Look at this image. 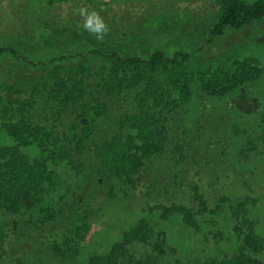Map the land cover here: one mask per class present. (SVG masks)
<instances>
[{
	"label": "trees",
	"instance_id": "obj_1",
	"mask_svg": "<svg viewBox=\"0 0 264 264\" xmlns=\"http://www.w3.org/2000/svg\"><path fill=\"white\" fill-rule=\"evenodd\" d=\"M12 1H0L4 21L18 18ZM68 1L0 39V264H172L160 225L174 221L229 246L200 264H264L253 213L264 192V110L218 106L261 77L258 60L195 75L189 64L203 47L125 53L110 5ZM213 4L209 42L264 20V0ZM80 6L105 18L103 41L82 27ZM32 148L52 155L31 157ZM56 159L73 172L62 192Z\"/></svg>",
	"mask_w": 264,
	"mask_h": 264
},
{
	"label": "rangeland",
	"instance_id": "obj_2",
	"mask_svg": "<svg viewBox=\"0 0 264 264\" xmlns=\"http://www.w3.org/2000/svg\"><path fill=\"white\" fill-rule=\"evenodd\" d=\"M41 1L52 7L51 2L54 0ZM79 1H91L90 8H93L92 3L98 5V8L104 7L102 6L104 4L110 5V16L118 22L123 18L121 28L125 31L117 34L114 46L125 50V53L142 52L150 54L156 49H165L168 53L173 54L176 50L193 52L195 49L203 47L204 49L189 64L190 70L195 75H210L221 65L255 58L262 68L261 77L256 82L229 95L224 103H220L218 106L223 110L224 107L238 108L240 113L245 112L242 113L245 117L247 114L252 116L259 109L264 110V20L239 30L229 29L225 35L209 42L208 29L213 25L216 15L213 0ZM39 2L38 0L12 1L18 18L14 19L10 13L6 15L7 21L0 17V22H3L0 24V39L25 33L28 28L41 23L49 8L44 3L40 4ZM68 2V0H62L65 5ZM51 7L50 13L54 12L52 10L56 8V5ZM14 17L16 16L14 15ZM204 102L207 104L210 99L204 97ZM234 116L231 120L234 119ZM26 152L31 157L47 159L52 155L51 151L43 152L38 148L28 149ZM210 162L214 161L208 160L209 170L212 168ZM50 167L59 178L60 186L58 188L62 192L72 182L73 172L66 162L60 159L52 160ZM262 196L263 200L253 206V213L257 216L259 225L264 230V192ZM111 221L113 219L107 218L105 221L99 222V225L96 224L98 232L95 233V236L106 234L105 231L99 230V226H110L113 223ZM132 221L130 220L127 226ZM160 228L165 231L167 237L166 250L172 264L177 261L183 264H200L207 256L223 254L229 250V246L224 243L219 247L206 243L198 234L175 221L161 222ZM121 229L118 231L111 228L108 236H120ZM145 246L136 250L145 253L149 249Z\"/></svg>",
	"mask_w": 264,
	"mask_h": 264
},
{
	"label": "clouds",
	"instance_id": "obj_3",
	"mask_svg": "<svg viewBox=\"0 0 264 264\" xmlns=\"http://www.w3.org/2000/svg\"><path fill=\"white\" fill-rule=\"evenodd\" d=\"M77 14L82 20V27L96 40L103 41L110 29L101 13L96 9H89L87 6H80Z\"/></svg>",
	"mask_w": 264,
	"mask_h": 264
}]
</instances>
